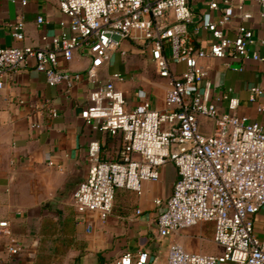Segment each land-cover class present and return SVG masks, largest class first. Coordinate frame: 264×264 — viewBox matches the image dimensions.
I'll use <instances>...</instances> for the list:
<instances>
[{"label": "built area", "instance_id": "2783aa9c", "mask_svg": "<svg viewBox=\"0 0 264 264\" xmlns=\"http://www.w3.org/2000/svg\"><path fill=\"white\" fill-rule=\"evenodd\" d=\"M255 1L264 20V0ZM208 2L211 10L221 13L216 21L197 19L190 0H58L70 18L60 34L39 47L0 45V89L5 77L27 66L31 58L50 86L65 83L71 88L82 74L61 68V57L70 58L75 50L85 49L97 60L109 61L125 40L142 38L150 47L155 72L168 79L166 107L154 108L147 100L129 107L117 86L126 78L122 73H114L92 90L91 105L82 118L96 130L122 134L124 144L117 159H104L101 142L89 143L88 174L74 192L77 211L106 218L114 210L117 189L142 194L144 182L159 181L161 168L172 162L178 179L159 214V236H175L201 222H212L213 241L222 251L195 252L173 242L166 264H264V216L261 227L257 226L264 213V125L237 113L240 102L232 88L216 97L215 84L207 79L203 64L209 58L264 63V56L251 48L257 41L251 27L239 24L234 37L226 30L236 17L248 21L250 13L237 12L236 0ZM44 21L38 17V23ZM177 24L209 31L211 43L206 48L198 46L189 30L178 31ZM13 35L25 38L23 20L13 26ZM174 40L178 49L169 54ZM180 65L182 70L177 69ZM86 73L90 80L96 78L95 67ZM263 93L261 86H252L249 98L255 101ZM140 96L145 93L140 91ZM222 101L226 111L217 103ZM51 114L58 112L52 108ZM203 119L212 124L211 130L203 129ZM10 227L9 220H0V240L5 241L8 254L18 256L24 246ZM148 262L149 253L142 250L126 252L109 264Z\"/></svg>", "mask_w": 264, "mask_h": 264}, {"label": "crops", "instance_id": "0c3cea01", "mask_svg": "<svg viewBox=\"0 0 264 264\" xmlns=\"http://www.w3.org/2000/svg\"><path fill=\"white\" fill-rule=\"evenodd\" d=\"M190 3L197 19H219L221 13L211 10L208 0ZM236 8L252 16L248 21L236 17L226 27L228 35L234 37L241 23L251 27L257 39L251 48L264 56L261 7L255 0H236ZM40 16L45 20L42 23H38ZM20 20L26 24L24 39L13 35V26ZM69 24L70 18L61 11L58 0H0L2 46H43ZM176 29L189 30L198 46L206 48L212 41L209 31L195 30V25L177 24ZM177 49L178 41L174 40L168 52ZM120 53L127 63H120ZM35 63L31 58L27 66L7 75L0 89V220H9L12 233L24 246L20 255L11 256L5 241L0 240V264H109L126 252L142 250L149 253L148 264H166L173 242L193 248V240L186 233L171 237L158 234L159 214L178 179L172 162L161 168L159 181L144 182L142 194L117 189L114 210L104 219L97 212L81 214L74 204V192L88 174L89 143L94 139L101 142L104 159H117L124 144L122 134L112 136L96 130L92 122L82 118V112L91 105L92 90L114 73H122L126 78L117 86L124 91L129 107L144 100L157 109L166 107L168 79L155 72L150 47L138 37L125 40L109 61L97 60L85 49L75 50L70 58L61 57V68L82 74L71 88L65 83L50 86ZM203 64L207 79L215 84V96L232 88L240 102L237 113L264 125V110H259L264 108V93L255 101L249 98L252 86L264 88V63L209 58ZM91 67L97 71L94 80L86 73ZM217 103L222 111L228 109L225 102ZM52 108L57 116H52ZM203 121L205 130L208 124Z\"/></svg>", "mask_w": 264, "mask_h": 264}, {"label": "rangeland", "instance_id": "374dc122", "mask_svg": "<svg viewBox=\"0 0 264 264\" xmlns=\"http://www.w3.org/2000/svg\"><path fill=\"white\" fill-rule=\"evenodd\" d=\"M121 62H126V59H124V56H121V53H120V63ZM120 71H123V67L121 64H120ZM208 125H211L212 127V124L210 122L208 123ZM211 127H208L206 125L207 130H211ZM262 221H263V218H259V221L257 222L258 228L261 227ZM184 233L189 235V237L193 240L194 247L193 248L186 247L191 251L212 253V254H217L222 251L221 248L213 241L214 224L212 222H201L193 227H190V228H187L181 231V234H184Z\"/></svg>", "mask_w": 264, "mask_h": 264}]
</instances>
